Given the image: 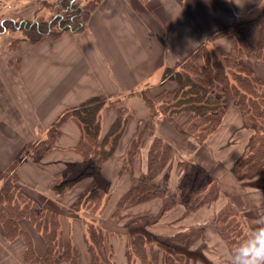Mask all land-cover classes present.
<instances>
[{
	"label": "crops",
	"instance_id": "crops-1",
	"mask_svg": "<svg viewBox=\"0 0 264 264\" xmlns=\"http://www.w3.org/2000/svg\"><path fill=\"white\" fill-rule=\"evenodd\" d=\"M263 2L101 0L83 30H66L58 36L47 35L36 42L22 39L13 52L19 59L18 65L0 63V170L8 169L15 159L20 158L17 166L20 183L36 199H46L47 195L65 213L62 218L63 236L78 246L83 263L89 264L90 259L85 240L87 220L80 215L70 217L68 209H72L92 179L79 180L63 196L52 190L57 174L66 164L82 160L76 151L81 139L80 125L71 117L63 120L60 136L40 155L38 162L32 161L24 152L31 143L36 141L37 145L45 138L42 136L67 109L88 98L100 94L110 98L133 94L141 91L147 83L159 84L165 67L176 66L215 29L257 11ZM230 47L229 41L219 46L223 51ZM248 64L255 75L264 80V62L250 59ZM132 94L126 99V104L135 110L134 117L128 120L113 157L104 163L102 170L113 182L103 207L105 219L114 216L120 209L118 205L123 196L137 184L133 181L147 171L150 149L156 136L176 145L179 150V156L168 164L170 183L167 188L171 189L162 187L165 197L174 204L179 201L177 159H189L213 173L218 164L230 167L246 154L254 129L244 124L240 108L229 104L219 127L206 142L200 143L195 137L180 132L173 123L161 121L155 130L145 133L132 163L126 164L127 151L142 129L141 120L149 113L142 98ZM115 116V111L109 107L102 110L101 136L106 134ZM109 164L117 169L114 180L110 177ZM154 179L152 182L157 184ZM259 192L264 196V190ZM236 196L222 201L215 213L227 205L247 213L245 205L252 200L240 194ZM151 203L150 200L131 205L122 212L128 215V219L136 211L152 212L154 206ZM178 209L181 214L185 210L184 206ZM203 213L205 210L200 208L184 227L202 222ZM23 221L26 220L21 221V227L32 233L37 254L44 256L47 246L43 237L30 222L27 221L26 225ZM109 237L115 264H129L126 252L128 234L124 231ZM24 250L25 243L19 242L13 247L4 239L0 229V264H25L22 260Z\"/></svg>",
	"mask_w": 264,
	"mask_h": 264
},
{
	"label": "trees",
	"instance_id": "trees-1",
	"mask_svg": "<svg viewBox=\"0 0 264 264\" xmlns=\"http://www.w3.org/2000/svg\"><path fill=\"white\" fill-rule=\"evenodd\" d=\"M100 1L88 0L83 5L76 0H59L55 3L57 10L50 20L23 19L19 22L20 28L32 42L38 41L44 35L58 36L66 30L81 31L86 27L90 14ZM242 20H238L232 26L216 29L203 44L190 52L176 66L164 68L160 83L170 80L174 81L176 86L174 90L165 92L162 109L157 107L155 114L158 117L164 115L165 119L180 131L204 138L214 132L220 124L228 102L236 103L241 108L245 122L254 129V134L246 154L238 160L235 167L242 180L262 175V182H258L263 185L264 80L255 75L247 58L255 56L258 60L264 61V4L257 14ZM217 35L229 36L232 42L231 50L219 52L209 48V44ZM142 93L144 95V90ZM107 98L103 94L95 95L67 109L48 129L46 138L41 139L37 145L31 143L24 152L38 161L40 155L52 147L60 136V124L63 120L71 117L80 125L81 139L76 145V151L82 156V160L67 163L57 174V179L52 185L55 194L63 196L77 181L88 177L92 179L73 203L74 207L69 212L73 218L78 216L77 209L90 213L100 206L109 187V179L102 172V164L114 155L131 117V115L123 117L121 111L116 112L110 128L101 136L100 113L109 103ZM152 125L153 122L150 120L144 129ZM135 140H132L127 151L126 164L131 162L138 151L139 145L134 144ZM35 149H39L37 155L33 152ZM173 149L172 143L159 136L155 137L148 157L147 171L141 175L138 184L123 196L121 208L136 205L153 195L150 183L169 164L174 154ZM19 161L18 157L8 169L0 170V229L4 239L11 241L16 237L23 238L26 245L24 263L79 264L78 246L63 236L62 218L65 213L57 208L47 195L46 200L50 201L49 204L34 198L22 186L17 173ZM179 167L182 172L179 184L180 200L187 212H192L215 196L219 185L218 179L192 161L180 160ZM216 216L221 233L233 249L252 231L251 221L246 219V215L234 210L230 205L225 206ZM22 220L29 221L41 233L47 246L44 256L36 254L32 238L28 231L21 227ZM87 226L85 240L90 255L89 264H114L112 247L103 242L104 227L89 218ZM195 228L201 229V232L203 230V227L198 225L190 226L184 230L181 242L191 244L192 239L197 237H192L196 235ZM132 245L138 253L136 256L141 258L144 264H159L160 254L158 249L152 246L153 243L148 244L150 246L148 250L143 238L137 235L132 237ZM128 254L131 256L130 250ZM162 256L165 257L164 264L184 263L183 253L175 258L166 252Z\"/></svg>",
	"mask_w": 264,
	"mask_h": 264
},
{
	"label": "rangeland",
	"instance_id": "rangeland-1",
	"mask_svg": "<svg viewBox=\"0 0 264 264\" xmlns=\"http://www.w3.org/2000/svg\"><path fill=\"white\" fill-rule=\"evenodd\" d=\"M58 1L59 0H0V58L1 59L3 58L2 60H0V63L11 62V64L14 66L18 65L19 59L17 55L14 54L13 52L17 48L20 40L25 39V40L30 41V39H28V37H26V35L24 34L23 29L20 28L19 22L23 19L38 20V21L50 20L53 17V14H55L57 10V8L55 7V3ZM76 2L84 5L86 2H88V0H76ZM9 3L11 5H9ZM263 4L264 2L262 3V5ZM262 5L260 6V8H258L257 11L251 12L250 14L246 16L239 17L234 22L221 26V27L232 26L236 22H238V20L243 21L242 20L243 18H250L254 16L260 11ZM44 36H47V35H44ZM208 36L206 37V39L208 38ZM224 41H229V46H231L229 50H231L232 42L229 39V36L227 35H217V37H215L209 44V48L210 49L213 48L219 52H222L223 50H221L219 46H221V44ZM9 57H10V60H9ZM250 59H257V58L253 56ZM250 59L247 58V61L249 62ZM259 61L264 62L263 60H259ZM174 83H175L174 81L172 83L170 82V80H166L164 83L162 84L159 83L157 85H152V83H147L146 85L141 87V91L139 90L137 91V93L136 92H134L133 94L131 93L133 96L138 95L139 97L142 98L145 104V107L149 112L148 115L141 120L142 131L140 130L141 132H139L138 135L134 138L136 139L134 141V144L136 146L138 145L141 146L140 144H142L143 140L145 139L143 138L145 136V133L149 131L150 129L155 130L158 123H160L161 121L166 122V123L170 122L167 119H165L164 115H161L158 117V115H156L155 113H156L157 107H160L162 109L161 104H162V99H164L165 92L172 91L175 89L176 83L175 84ZM142 90H144V95L142 93ZM131 94H125L121 96L113 95L111 98L107 96L108 97L107 101L109 103L106 104L103 107V109L105 107H109L112 110H114L115 113L116 112L118 113L121 111V114H123V117L124 116L127 117L130 115H131L130 118L134 117L135 110H133L128 104H126V99L129 98ZM156 95H158V97H156ZM229 104H235L236 106H238L234 102H228V105ZM150 120L153 122V125L151 127H148L145 130L144 129L145 125L149 124ZM243 121H244V124L248 126L244 118H243ZM219 125L217 126V128L219 127ZM217 128L215 129V131L217 130ZM180 132L195 137L200 143L206 142L209 136L212 135L213 133V132L209 133L204 138H198L193 134H188L184 132L183 130ZM46 135L47 134H44L43 136L40 135L39 137L42 136L43 138ZM36 143L37 142L35 141L34 145H36ZM35 150H33V152L37 155V153H39V149H35ZM178 152L179 150L176 149V145H175L173 149L174 154L170 162L174 159L175 156L177 157L179 156ZM30 158L32 159V157ZM32 161L38 162L33 159ZM177 161L178 163L176 164V169L177 170L179 169L178 173H180L179 174L180 176H179L178 184H180V178L182 176V172L180 171V167H179L180 159L179 160L177 159ZM186 161H191V160L187 159ZM105 162H103L102 164V170H103V166ZM237 162L238 160L230 167H226L224 165L218 164L216 168H213L214 171L212 174L217 177L218 183H219V185H217L218 190L215 196L210 199V201L202 204L200 207H198L195 211H192V212H187L185 205L180 200L181 198L180 185L178 186L179 201L177 204L172 203L170 200H168L165 197L166 195L164 194V189H162V187L166 188L167 190L171 189L170 187L167 188V186L169 185L168 182L170 183V178H169L170 173H168L169 172L168 165L161 172H159V174L155 177L154 180L157 182V184H154L153 183L154 181L153 182L151 181L150 183L152 187L151 193H153V195H151V197L147 198V200L145 201H150V200L152 201L151 205L154 206L152 212H148V213L141 212L140 213L136 211L137 213L131 214L133 216L131 217L129 216V219H128V215H125L126 213L122 212V211H125L127 207L121 208L120 203H119L118 207H120V209H117V212L114 214V216H112L111 218L105 219L102 213H103V207L105 205V201L107 199V194L110 192V187L113 185V182L111 183L110 180L108 181L109 182L108 191L106 195L102 198V201L98 208L90 211V213L85 212L83 210H78V209L76 210V212H77V215H80L82 218H86L87 216L89 220L97 221L98 224H101L102 227H104L103 234H102L103 242L109 245V247L110 246L112 247V260L114 264H115L114 250H113V245H112V239L110 240L109 236L112 234L116 235L117 233H122L124 231L125 233L128 234V240L126 241V244H127L126 252H127L129 264H144V261L141 258L139 259V257L136 256V254L138 255V253L132 245V237H135V236L137 237V235H140L141 238H143V241H145L146 248L148 250L150 249V246H148L149 243H153L152 246L158 249L159 254H160L159 255L160 261H158L159 264H162V260H163V264L165 262V257L163 258L162 256L164 252H166L167 254H171L172 256H174V258L177 257L180 253H183V256L185 255L184 257H182L183 262H184L183 264H229L231 261L232 252L234 249L233 247L229 245L227 238L221 233L220 228H219L220 225H218L217 223L216 215L218 213H215L216 212L215 210L218 208L219 204H221L222 201H225L227 198L234 199L237 197L236 195H239V194L243 196H247L249 197V199L252 200V201H248L245 205V208L248 210L247 213L241 210L238 212H242V214L244 213L246 215V219L251 221L250 224H252V230H254L257 227L264 226V223H262L264 222V196H261L259 192V190H264V184L262 185L258 182V181L262 182L261 180L262 175H258L250 179L242 180L239 177L237 169L235 167ZM108 167L110 170V177L111 179L114 180L113 175L117 173V169L115 168L113 164H109ZM127 170L128 172L130 171L129 166H127ZM164 170H165V173H162ZM139 180L140 178L138 180L133 181V183L135 182L138 184ZM104 186H105V183H104ZM24 188L28 190V188L26 187ZM41 200H43L45 204L50 203V201L49 200L47 201L45 198ZM141 202H144V201H141ZM73 205L71 206V208L74 207ZM241 205H243V203H241ZM181 206L182 207L184 206L185 208L182 214L180 213V210L178 209V208H182ZM200 208H203V210H205V213H203V221L196 225L203 227L202 232L200 231L201 229L195 228L194 233L196 235H193L192 237H195V236L197 237L192 239L193 241L191 242V244H186L185 241L181 242L182 239L184 238V237L183 238L181 237L184 234V230L189 228V227L187 228L184 227V225H186L191 220L190 216L192 217L195 216V213ZM232 208L236 211L238 210L235 207H232ZM71 210L72 209H68V211H71ZM133 211L135 212V210ZM80 212L82 214H80ZM213 213L215 214L213 215ZM139 217H142L144 219H141ZM145 218H148V219H145ZM76 219L78 218H75V220ZM24 222H26L25 224L28 225L27 220L23 221V223ZM30 225L32 224L30 223ZM112 227L114 228L112 229ZM87 228L88 226L86 225L85 231H87ZM28 234L32 238L33 247L36 252L34 237L32 233L29 231H28ZM134 239L135 238H133V240ZM10 242L12 243L13 247L19 242L25 243L22 237H16ZM104 243L103 245H105ZM118 244H120V241L118 242ZM128 250H130L131 256H129ZM138 250L140 251V249ZM25 251H26V245H25V250L22 254V260L24 259ZM131 251L134 253H132ZM86 252L88 254V259H89L90 255L87 249H86ZM79 255H80L79 264H85L82 262L81 252L79 253ZM25 264H30V263L26 262ZM38 264H42V263H38Z\"/></svg>",
	"mask_w": 264,
	"mask_h": 264
},
{
	"label": "clouds",
	"instance_id": "clouds-1",
	"mask_svg": "<svg viewBox=\"0 0 264 264\" xmlns=\"http://www.w3.org/2000/svg\"><path fill=\"white\" fill-rule=\"evenodd\" d=\"M230 264H264V226L252 230L233 250Z\"/></svg>",
	"mask_w": 264,
	"mask_h": 264
}]
</instances>
